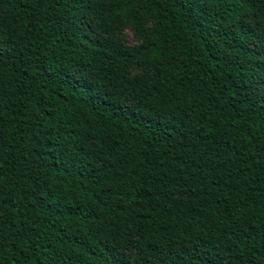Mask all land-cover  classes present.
<instances>
[{"label":"trees","instance_id":"trees-1","mask_svg":"<svg viewBox=\"0 0 264 264\" xmlns=\"http://www.w3.org/2000/svg\"><path fill=\"white\" fill-rule=\"evenodd\" d=\"M0 264H264V0H0Z\"/></svg>","mask_w":264,"mask_h":264},{"label":"rangeland","instance_id":"rangeland-1","mask_svg":"<svg viewBox=\"0 0 264 264\" xmlns=\"http://www.w3.org/2000/svg\"><path fill=\"white\" fill-rule=\"evenodd\" d=\"M121 40L125 45H132L136 43V37L129 28L123 30L121 33Z\"/></svg>","mask_w":264,"mask_h":264}]
</instances>
